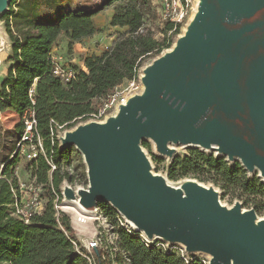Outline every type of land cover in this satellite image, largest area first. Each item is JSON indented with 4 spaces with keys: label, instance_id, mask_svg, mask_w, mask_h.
<instances>
[{
    "label": "water",
    "instance_id": "1",
    "mask_svg": "<svg viewBox=\"0 0 264 264\" xmlns=\"http://www.w3.org/2000/svg\"><path fill=\"white\" fill-rule=\"evenodd\" d=\"M11 0H0V17ZM144 90L106 122L60 138L75 146L89 187L65 185V200L88 211L109 203L136 232L207 254L209 264H264V219L194 179L180 188L156 175L142 149L175 157L170 144L239 161L264 182V0H199L174 48L144 70Z\"/></svg>",
    "mask_w": 264,
    "mask_h": 264
},
{
    "label": "trees",
    "instance_id": "2",
    "mask_svg": "<svg viewBox=\"0 0 264 264\" xmlns=\"http://www.w3.org/2000/svg\"><path fill=\"white\" fill-rule=\"evenodd\" d=\"M64 1L11 0L10 10L3 16L12 45V65L0 89V115L13 112L20 117L15 125L20 140L25 130L24 115L29 110L35 112L44 154L30 165L35 167L37 183L43 185L46 205L43 213L33 215L28 223L16 217L19 182L14 168L18 157L0 159V264H88L70 218L62 213L58 215L55 209V200L62 198V185L75 180L62 166L71 158L72 148H61L56 135L59 130H71L77 123L87 121L115 88L137 79L145 61L171 47L167 38L170 31L174 36L180 32L179 27L175 29L171 24L159 26L158 33L153 30L158 17L151 0H106L96 10L61 11ZM116 4L110 26L124 29V36L110 51L86 57L83 65L87 71L75 68L79 72L77 79L72 85L64 86L53 75L52 53L56 44L64 35L71 50L85 38L100 33L95 17ZM159 33L163 35L161 41L156 38ZM33 88L35 93L31 97ZM48 160L56 166L51 176ZM80 170L81 177L87 178L85 164ZM169 178L212 183L225 195L241 199L247 196L246 201L251 196H264V184L249 178L239 162L232 166L224 158L200 151L176 157L169 168ZM103 212L110 221L118 214L108 206L103 207ZM113 231L118 238L116 247L95 249L96 264L120 263L110 253L114 248L121 251L130 264H203L197 259L187 262L176 252L148 246L137 232L123 227Z\"/></svg>",
    "mask_w": 264,
    "mask_h": 264
},
{
    "label": "rangeland",
    "instance_id": "3",
    "mask_svg": "<svg viewBox=\"0 0 264 264\" xmlns=\"http://www.w3.org/2000/svg\"><path fill=\"white\" fill-rule=\"evenodd\" d=\"M106 0H65L62 4L61 11H76L79 9H88V10H96L104 4ZM158 3L160 0H156ZM116 5H113L111 7H108L104 9L101 13H99L96 18L95 22L97 27L100 30V33L97 34V37L92 38L87 41H83L81 44H75L74 47L70 50L68 47V39L66 36H62V38L58 42L59 50L56 51V56H62L64 58V61L72 66V68L82 67L83 61L86 57L91 55H101L105 51L106 47L113 46V44L124 36L125 30L120 28H113L110 26L111 22V16L114 14ZM193 17L188 21V24L180 30L178 35H167V38L170 39V48L163 49L160 56L152 59H148L145 61L142 65V67L139 69V79H140V85L142 87L138 90L136 94H141L144 90L143 84L141 82L142 76L144 74V70L151 66L153 62L161 57L164 53H166L168 50L172 49L176 42L179 40L180 37L184 36L187 31V26L191 23L193 20L197 9H198V0H193ZM16 8V7H15ZM10 10V8H9ZM156 11L157 17V9L154 8ZM9 12V11H8ZM5 15V14H4ZM0 17V31H1V38H0V59H1V65H0V89L3 81L8 75V71L10 66L12 65V62L10 61L11 56V42L8 37L7 31H6V25L3 21V16ZM153 30H155L157 33L159 31V20H157L153 25ZM157 38L159 41L163 39L162 35H157ZM138 79V80H139ZM20 121V117L13 112H6L2 113L0 115V159H6L10 158L13 159L14 157H18V162L16 163V166L14 168L16 172V176L19 180H21L23 183H31L32 176H34L35 167L30 165L29 163H26L23 160L22 157V150L23 146L19 147V138L18 135L15 132V125ZM95 120L88 119L87 121L79 122L76 124L77 127L81 125L88 124ZM97 121V120H96ZM76 128L71 130H59L58 135L59 139L61 137H64L67 132H73ZM148 145V146H147ZM142 149L147 156L148 160L150 161V164L152 166V171L156 175H160L164 178H166L171 184H182V182L186 179H192V178H182L179 180H171L169 178V168L171 164L173 163L174 159L176 157H185L189 155L192 151H200L206 155H213L216 158H224L226 160L227 157L225 156H218L216 152H204L201 149L190 147V146H184V145H174L170 144V148L175 150V157L169 158L167 156H162L157 152L156 145L151 140L143 141ZM27 146H24V149L26 150ZM72 156L67 162H63L62 166L66 168L68 171H70L71 175L75 176V180L73 183L66 182L68 185H70L74 190L79 189H87L89 187V181L87 178H82L80 175V166L84 163V159L82 154L77 150L75 146H72ZM239 161H235L234 163H230V165H235ZM240 163V162H239ZM241 164V163H240ZM242 165V164H241ZM86 166V165H85ZM245 169V168H244ZM87 170V167H86ZM247 171V170H246ZM247 175L249 178H255L262 181V179L259 177L260 173H250L247 171ZM203 185L207 187L214 188L218 193L220 197V202L223 204V206L231 209L235 204L240 203L242 206V209L244 211L248 210H255L257 216L261 219H264V196H256V197H249V201H246V197L244 199H241L237 196H233L232 194L225 195L224 191L217 188L212 183H202ZM64 185V184H63ZM62 185V186H63ZM68 202L62 198L60 200H55V209L58 208L59 212L64 214L65 216L70 218L71 225L75 230V237L77 240L83 245V242L85 241H92L95 239L99 234L103 235L104 238L107 241V244L109 245V237L105 236V233L108 232L110 229L113 228V230H119L121 227L120 221H122L124 224H126V220L123 219V217L118 213L112 221L105 215L103 212V207L108 206L112 207L109 203L106 202H99L98 207L94 213H91L92 215H84L92 220H86L84 224L78 225L76 224V214L78 215L80 211L78 210L70 211L66 208H73L78 209L77 206H73L71 204H67ZM71 203V202H69ZM113 208V207H112ZM66 209V210H65ZM83 215V213H80V215ZM132 232H136L129 228ZM138 236L142 237V233L137 232ZM149 246H156L159 249L165 251V252H176L187 262H191L193 259H197L201 261L203 264H209L211 257L207 254H201V253H195V254H186L183 253L184 249L180 245H173L169 244L167 242H164L162 240H156L154 242L148 243ZM110 253L113 256V259L116 260L118 258L120 260V263L115 264H128L125 255L119 251L118 249H112Z\"/></svg>",
    "mask_w": 264,
    "mask_h": 264
},
{
    "label": "built area",
    "instance_id": "4",
    "mask_svg": "<svg viewBox=\"0 0 264 264\" xmlns=\"http://www.w3.org/2000/svg\"><path fill=\"white\" fill-rule=\"evenodd\" d=\"M151 2L153 8L157 9L159 26L161 28L164 26V24H171L175 27V29L179 27L180 30H182L188 24V21L193 17V0H160L159 3L156 0H151ZM172 32L173 31H170L168 35L170 36ZM159 34L162 35L161 33ZM159 34H156V38ZM111 48L112 45L106 47L103 53L110 51ZM55 53V51L52 53L53 75L59 79L64 86L72 85V83L77 79L79 72L75 68H72L70 64L66 63L62 56H56ZM81 68L84 71H87L84 65ZM138 79L139 71L137 79L125 82L124 84L115 88V90L105 100L103 105L96 112L89 115V119L104 123L109 117L114 116L119 111L120 106L126 105L128 100L133 97L142 87V85H140V79ZM34 93L35 89L33 88L30 91V96L33 97ZM23 122L25 125V130L22 138L20 139L19 147L23 146V160L26 163L31 164L33 161L38 159L39 155L44 154V148L41 137L37 132L35 112L33 110L27 111L23 117ZM59 128L62 129V127ZM52 137H54L53 133ZM56 137L60 141L58 134ZM24 146H27L26 150L24 149ZM48 163L51 166V170L49 172L51 176V174L56 170V166L52 164L50 160H48ZM18 182L19 187L16 191L17 203L15 204V216L28 223L33 215H40L45 209L46 200L43 196V185L38 184L34 176H32L31 183L26 184L19 179ZM65 185L68 184L65 182L62 186V196ZM56 211L59 215L60 212L58 208H56ZM120 223L121 227L131 232L127 224H124L122 221H120ZM105 236H108L110 239L109 245L107 244L104 236L101 234H99L92 241H85L83 243V257L87 260L88 264H96L94 256L95 249L108 250L111 246L116 247L118 238L115 235L113 228L106 232ZM141 238L146 245L150 243V240H148L144 234ZM182 248L184 249L183 253L188 254L185 248ZM125 259L127 263L130 264L128 258L125 257Z\"/></svg>",
    "mask_w": 264,
    "mask_h": 264
},
{
    "label": "bare ground",
    "instance_id": "5",
    "mask_svg": "<svg viewBox=\"0 0 264 264\" xmlns=\"http://www.w3.org/2000/svg\"><path fill=\"white\" fill-rule=\"evenodd\" d=\"M199 1V0H198ZM0 38H1V31H0ZM176 45V44H175ZM175 45H174V47H175ZM173 47V48H174ZM171 50V49H170ZM170 50H168V51H170ZM0 65H1V59H0ZM144 76V75H143ZM204 152H207V153H210V152H212L211 150H205L204 149ZM217 154V153H216ZM166 181H167V183L169 184V185H171V186H174V187H176V188H180L181 187V185L180 184H171L167 179H166ZM68 203L67 204H71V205H73V206H77L78 207V209H73V208H66V209H69L70 211L72 210V211H74V212H76L77 211V213H78V210L80 211V213H83V215L81 214L80 215V213L77 215L76 214V216H75V218H76V224H78V225H82L83 223H85V221L86 220H92V219H90V218H88L87 216H84V215H92L91 213H94V211L93 212H91V211H88V210H86V209H84L80 204H79V202L78 201H70V200H66ZM69 202H71V203H69ZM223 205V204H222ZM65 209V210H66ZM261 220H260V218H258V222H260ZM127 226L130 228V229H132V230H136L137 228L131 223V222H129V221H127ZM157 240V238H154V239H152V240H150V242H154V241H156Z\"/></svg>",
    "mask_w": 264,
    "mask_h": 264
},
{
    "label": "crops",
    "instance_id": "6",
    "mask_svg": "<svg viewBox=\"0 0 264 264\" xmlns=\"http://www.w3.org/2000/svg\"><path fill=\"white\" fill-rule=\"evenodd\" d=\"M112 17H113V15L111 16V20H112ZM96 18V17H95ZM99 29V28H98ZM95 37H97V34L96 35H94L93 37H88V38H85L84 39V41H87V40H90V39H92V38H95ZM62 38V37H61ZM60 38V39H61ZM59 50V47H58V43L56 44V46H55V48H54V51L56 52V51H58ZM84 243V242H83Z\"/></svg>",
    "mask_w": 264,
    "mask_h": 264
}]
</instances>
